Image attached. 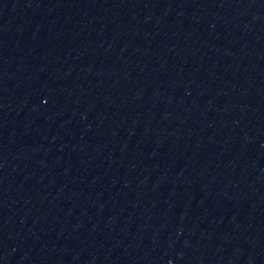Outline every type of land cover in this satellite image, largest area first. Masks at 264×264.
Returning <instances> with one entry per match:
<instances>
[{"label":"water","instance_id":"obj_1","mask_svg":"<svg viewBox=\"0 0 264 264\" xmlns=\"http://www.w3.org/2000/svg\"><path fill=\"white\" fill-rule=\"evenodd\" d=\"M0 264H264V0H0Z\"/></svg>","mask_w":264,"mask_h":264}]
</instances>
